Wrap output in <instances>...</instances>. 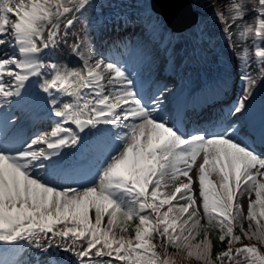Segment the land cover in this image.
Listing matches in <instances>:
<instances>
[{
	"label": "snow or ice",
	"instance_id": "1",
	"mask_svg": "<svg viewBox=\"0 0 264 264\" xmlns=\"http://www.w3.org/2000/svg\"><path fill=\"white\" fill-rule=\"evenodd\" d=\"M92 2L0 0V46L13 50H0V241L39 247L45 238L44 250L72 253L74 264H172L169 248L202 264H264L255 245L233 248L253 237L264 242V101L258 110L253 103V85L264 75L257 81L248 71L249 49L237 54L239 96L207 126L185 133V105L166 104L172 95L166 86L148 94L127 62L84 60L79 70L45 62ZM231 12L225 35L235 27L246 45L251 34L252 63L264 72V0L251 6L233 0ZM249 13L255 25L247 23ZM79 51V44L72 49L77 60ZM45 109L59 118L50 135H24ZM169 181L172 190H163ZM238 196L247 199L246 213ZM208 226H218V240L227 245L215 257ZM130 228L134 235H125Z\"/></svg>",
	"mask_w": 264,
	"mask_h": 264
},
{
	"label": "rangeland",
	"instance_id": "2",
	"mask_svg": "<svg viewBox=\"0 0 264 264\" xmlns=\"http://www.w3.org/2000/svg\"><path fill=\"white\" fill-rule=\"evenodd\" d=\"M95 1V0H93ZM217 4H220L219 0H216ZM230 1V0H226ZM98 3L99 7L103 8V2L102 0L95 1ZM143 2V8L147 10L149 7L148 3L146 1ZM149 2V0H148ZM203 0H198L196 4H199L202 6ZM132 8V7H131ZM216 8L212 9V12H214ZM120 12L117 13H111L107 15V12H101V19L105 21V25L102 28V31L98 36H95L93 34V30L88 31V27L82 24L80 18L78 19L77 23L74 24V26L70 29V31L67 33L68 39L66 41L60 40L58 46L53 51L62 52V53H71L72 49L75 48L78 44L80 45V51L77 53L81 57V61L88 60L89 65H94L97 58H107V57H115L118 59H121L122 61L127 62L130 69L133 70L134 74L137 76V78L143 83L146 91L148 94L151 93L155 89L157 85L166 86L167 89L171 90V92L174 94L177 90L181 88L183 85V81L187 82V75H186V69L183 68L184 73L179 76V79L177 77H171L169 72L173 71V67L175 70L178 69V63L179 60L183 59L184 51L182 47V43L180 41L176 40H170L168 41L170 45L172 46V50L170 53V58L175 59L173 66L170 65L168 60L161 57V60L159 63H157L153 58H148L146 55L148 54L150 56V52L144 54L143 50L140 48V45H137L135 42H133L132 36V30H133V24L138 22V12L133 9H128L127 12H121V15H119ZM223 14V13H222ZM83 15V13H82ZM224 19H226V15L223 14ZM71 16L66 17L61 25L60 33L61 36L65 34V30L63 27V24L67 22V19H71ZM155 17H153L154 19ZM11 20H14V16H10ZM152 21V20H150ZM256 24V21H255ZM156 28L150 30V36L152 37V32H156V30L159 28V26H155ZM219 30L218 25H213L211 30L209 32L213 35L217 34ZM196 32V28L192 30V33ZM154 36V35H153ZM194 36V35H193ZM194 38V37H193ZM140 44V43H139ZM187 50L194 53L198 60L201 61L202 65V71H209V73H214V70L217 69L218 72H221L220 77L225 75L226 72L223 71L226 65L229 64L230 69L229 71L233 73V82L234 88H233V94L228 97V101L224 102L223 105H217L213 107L210 112V116L208 118H205L204 116L201 118H198V116L193 115L191 113L184 112V119L183 123L180 125L182 131L185 133H191L196 128L207 126L211 121L214 120L216 115L220 112V109L222 107H226L233 99L239 96L241 88H242V81L240 79L241 76V60L238 57V53H240L241 50L236 51L230 46V48L225 47L223 45L220 48V51H218V55L211 54H205L202 53L193 47L192 41L191 45L190 43H187ZM60 50H59V49ZM0 50H7L10 51V53L13 51L12 49H8L6 46H0ZM102 52V54H97L95 59H89L88 53L91 52V56L95 55V53ZM231 52V53H230ZM230 54H232V57H230ZM104 55V56H103ZM250 55V52H249ZM226 57L230 58V61L226 59ZM43 59L45 62H51L53 61L52 57L49 56V54L45 53ZM94 61V62H93ZM251 65V62H249ZM253 68V66H252ZM248 71L251 73V75L259 81V75H264V72L260 71L259 66H256V68L253 69V71L248 68ZM202 75L197 76L193 78V81L198 82L200 81ZM168 81L173 82L172 86L168 85ZM255 83L253 87L256 86ZM256 99L254 98L255 102L254 104L257 106V110L259 109V106L262 101H264V85L260 88V91L256 93ZM172 96V95H171ZM169 96V98H171ZM73 98L68 99V103L72 102ZM172 100L165 101L166 104H171ZM258 114V112H257ZM171 119V117H168ZM58 120L57 117H53L50 119L47 125H42L39 128H36L35 131L30 132L28 136H34V135H50L51 131L56 127V121ZM73 130H76L73 125L70 124ZM95 131L94 129L92 130ZM43 147H46V145H42ZM262 151L264 149L261 148ZM199 160V157H198ZM193 176L195 178V173H193ZM212 176L216 177L218 182V177L215 173L212 174ZM90 177H82L81 181L85 179H89ZM181 182H183V177H178ZM264 179V178H262ZM169 187L165 188L163 190L165 191H171L172 190V182H168ZM195 189L197 190V200L198 203H200V198L198 196V181L194 185ZM242 197L243 201H245L246 197ZM0 264H13L16 261L21 260V258H24L25 254L30 253L31 258L29 260V264H45L40 262L38 260L39 257H45L47 256L46 249L48 247V240L45 238H41L39 241V247L37 246L36 242H29L28 240H22L19 241H12V242H4L0 241ZM59 241H56L58 243ZM50 251V249H48ZM56 252H58V264H74L75 258L72 253L64 252L62 250L56 249ZM28 255V254H27ZM65 257V258H64ZM64 258V259H63ZM63 259V260H62ZM67 262V263H66Z\"/></svg>",
	"mask_w": 264,
	"mask_h": 264
},
{
	"label": "trees",
	"instance_id": "3",
	"mask_svg": "<svg viewBox=\"0 0 264 264\" xmlns=\"http://www.w3.org/2000/svg\"><path fill=\"white\" fill-rule=\"evenodd\" d=\"M104 2L106 3L105 5L108 6L109 8L113 7V3L111 0H104ZM242 2L248 4L249 6L254 5L256 3V0H242ZM128 3L133 6L138 8L140 3L138 0H128ZM233 3V1H231L228 5H227V16L229 17L232 12H231V4ZM110 5V6H109ZM151 14L153 16H157L156 14H154V12L151 11ZM140 22L135 25V30H134V38L135 40L139 39V41L142 42H146L147 45H149L150 48H152V55L157 54V52L159 51V48L155 47L154 42L148 39V32H147V28L149 26V23L147 21V18L144 16V13L141 11L140 12ZM99 12L96 8V5H94V3L91 4V6L89 8H87L84 12H83V20L87 22V27H88V31L93 30L94 34L98 33V29L100 27V20H99ZM159 17V16H157ZM247 23L251 24L253 23V15L252 13H249V16L246 18ZM237 31V29L235 27L232 28V34H235ZM162 34V32H161ZM181 36H186L185 34H180L176 37L181 38ZM236 36V35H234ZM245 39L248 41V43L245 45L244 41L240 40L237 38H235L236 43H237V48L239 50H241L242 47H247L250 51H251V44L249 43V39L247 38V36L245 37ZM207 38H203V39H199L197 42L199 44L203 43V41H206ZM218 43V40L215 41V44ZM250 61V58H249ZM253 199H254V195H253ZM201 202V201H200ZM238 203H240L241 205H243V202L241 200V198L238 199L237 201ZM202 203V202H201ZM245 208V207H244ZM247 210V205H246V209H245V213ZM260 211L259 206H257V208L255 209V212L258 214ZM107 218L105 220V224H106ZM138 222V221H133L132 224L134 226V224ZM244 226L247 227L248 226V221L244 220ZM201 225H207V218L204 217L201 219ZM208 234L212 240V244H213V248H212V254L213 257H215L216 253L221 252V251H225L227 248L226 243L225 244H221V242L218 240V226H208ZM203 233H204V228L200 229V236L197 237L198 239H201L203 237ZM237 234H240L239 231L237 230ZM125 235H134V233H132L131 228L129 229V233L125 234ZM153 243H155L157 245V251L161 254L164 253L165 249L160 247V240L159 238H156ZM241 244H248V245H255L258 248V252L259 254L264 255V242L258 241L255 237H253L252 239H243L241 243H236L234 244V248L236 247H240ZM168 258L171 260L172 264H202L201 261L197 260L195 258V256H189L187 254V251L184 252H177L174 248H169L168 249ZM241 260H243V257H241ZM225 264H227V262H225Z\"/></svg>",
	"mask_w": 264,
	"mask_h": 264
},
{
	"label": "water",
	"instance_id": "4",
	"mask_svg": "<svg viewBox=\"0 0 264 264\" xmlns=\"http://www.w3.org/2000/svg\"><path fill=\"white\" fill-rule=\"evenodd\" d=\"M151 4L174 29L183 30L198 20L190 0H151Z\"/></svg>",
	"mask_w": 264,
	"mask_h": 264
},
{
	"label": "bare ground",
	"instance_id": "5",
	"mask_svg": "<svg viewBox=\"0 0 264 264\" xmlns=\"http://www.w3.org/2000/svg\"><path fill=\"white\" fill-rule=\"evenodd\" d=\"M14 19H15V17H14ZM3 51H7V50H3ZM8 52H10V51H8ZM53 53H54V56L52 58L54 59V62H57L61 65H68L71 68L79 70L83 64V62L81 61V57L79 60H77V57L71 53H62V52H57V51H54ZM97 54H102V52L99 51L98 53H95V55L92 56L93 57L92 59H95ZM92 59H91V61H92ZM85 71H86V69H85ZM230 84L231 85H229V89H232L234 87V85H236V84H233L232 82H230ZM75 87H76V85H73V88H75ZM178 93L179 92H177L175 95H176V98H178V100H180ZM232 94H233V92L231 93V95ZM71 98H73V97L72 96H64L63 102L68 103V99H71ZM212 98H210V99H212ZM207 99H209V98H207ZM44 111H48V110L45 109ZM44 111L36 113L34 115V117L25 125V127L23 129L24 135L28 136V134H30V132L35 131L36 128H39L42 125H47L48 122L50 121V119L54 117V116H50L51 115L50 111H48V113L44 112ZM27 254H25V256L22 260L16 261L13 264H29V260H30L31 256H30V253H27Z\"/></svg>",
	"mask_w": 264,
	"mask_h": 264
}]
</instances>
